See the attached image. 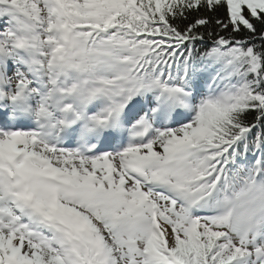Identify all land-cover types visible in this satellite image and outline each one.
I'll list each match as a JSON object with an SVG mask.
<instances>
[{"label": "snow or ice", "instance_id": "snow-or-ice-1", "mask_svg": "<svg viewBox=\"0 0 264 264\" xmlns=\"http://www.w3.org/2000/svg\"><path fill=\"white\" fill-rule=\"evenodd\" d=\"M0 264H264V0H0Z\"/></svg>", "mask_w": 264, "mask_h": 264}]
</instances>
